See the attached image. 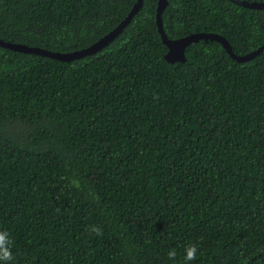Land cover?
<instances>
[{"label":"trees","instance_id":"16d2710c","mask_svg":"<svg viewBox=\"0 0 264 264\" xmlns=\"http://www.w3.org/2000/svg\"><path fill=\"white\" fill-rule=\"evenodd\" d=\"M135 2L0 0V38L83 49ZM157 2L73 60L0 46L7 264H185L189 244L188 264H264V49L239 62L200 39L171 63ZM161 18L168 39L212 32L237 55L264 42V9L231 0H166Z\"/></svg>","mask_w":264,"mask_h":264},{"label":"water","instance_id":"95a60500","mask_svg":"<svg viewBox=\"0 0 264 264\" xmlns=\"http://www.w3.org/2000/svg\"><path fill=\"white\" fill-rule=\"evenodd\" d=\"M231 1H233L238 5L249 8L264 9V1H251V2L246 0H231ZM165 3L166 0H158L157 2L156 24H157L158 33L160 34L163 43H165L168 48V51L165 54V58L167 61L171 63L176 61H180V62L185 61L186 47L190 43L196 42L200 39H210V40L218 41L226 50V52H228L232 58L236 59L239 62H244L248 59L255 57L264 49V42H263L260 46H258L254 50L243 55H237L232 51L231 46L229 45L227 39H225L223 36L219 34L212 32H192L177 39H168L163 29V23L161 18V12L164 9ZM141 5H142V0H136L135 4L133 5L128 15L113 30L105 34L103 37L99 38L90 46L83 49H79L71 52H54L51 50H47L45 48H41L39 46H30L24 43L5 41L1 38H0V46L19 52L46 55L60 60H66V61L73 60L75 58H79L89 55L91 53H95L99 51L101 48H103V46H105L108 42L112 41L127 25V23L131 20L133 15L138 12Z\"/></svg>","mask_w":264,"mask_h":264},{"label":"clouds","instance_id":"9594fccd","mask_svg":"<svg viewBox=\"0 0 264 264\" xmlns=\"http://www.w3.org/2000/svg\"><path fill=\"white\" fill-rule=\"evenodd\" d=\"M91 231L93 233H96L97 235H102V230L100 228L93 227ZM12 243L13 242L10 239L9 233L7 231H0V262H4V264H7V262L12 261L13 259ZM197 254H198V248L195 244H189L188 246H186L184 249V257H183L185 264H188V262L197 259ZM167 256L169 259L175 260L176 257L175 249L169 250Z\"/></svg>","mask_w":264,"mask_h":264}]
</instances>
